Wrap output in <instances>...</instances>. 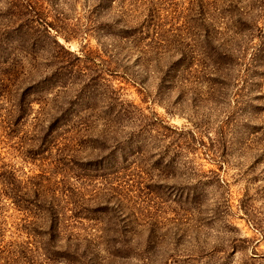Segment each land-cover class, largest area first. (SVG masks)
<instances>
[{
    "label": "rangeland",
    "instance_id": "rangeland-1",
    "mask_svg": "<svg viewBox=\"0 0 264 264\" xmlns=\"http://www.w3.org/2000/svg\"><path fill=\"white\" fill-rule=\"evenodd\" d=\"M0 264H264V0H0Z\"/></svg>",
    "mask_w": 264,
    "mask_h": 264
}]
</instances>
